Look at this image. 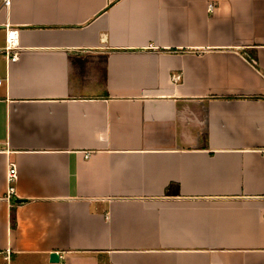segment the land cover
I'll return each mask as SVG.
<instances>
[{
  "label": "crops",
  "instance_id": "obj_1",
  "mask_svg": "<svg viewBox=\"0 0 264 264\" xmlns=\"http://www.w3.org/2000/svg\"><path fill=\"white\" fill-rule=\"evenodd\" d=\"M0 80L1 262L264 264V0H0Z\"/></svg>",
  "mask_w": 264,
  "mask_h": 264
},
{
  "label": "built area",
  "instance_id": "obj_2",
  "mask_svg": "<svg viewBox=\"0 0 264 264\" xmlns=\"http://www.w3.org/2000/svg\"><path fill=\"white\" fill-rule=\"evenodd\" d=\"M11 0H3L5 6L10 5ZM214 7L213 4H209V9L212 10ZM18 50H19V39H18V30L14 28L7 27L6 32V44L1 50V53L6 57L8 61H16L18 59ZM2 80H0V84ZM264 154V150L262 151ZM17 176V167L16 164L10 163L7 173V180L9 183L7 190V198H12L14 195V187L12 182L15 181ZM10 251H6L5 258H9Z\"/></svg>",
  "mask_w": 264,
  "mask_h": 264
},
{
  "label": "water",
  "instance_id": "obj_3",
  "mask_svg": "<svg viewBox=\"0 0 264 264\" xmlns=\"http://www.w3.org/2000/svg\"><path fill=\"white\" fill-rule=\"evenodd\" d=\"M15 201H16L17 203H18V202H22L21 199H16ZM50 261L53 262V263H57V262H59V261H60V255H59V253H58V252H52V253L50 254ZM0 264H6V263L1 262V258H0Z\"/></svg>",
  "mask_w": 264,
  "mask_h": 264
}]
</instances>
